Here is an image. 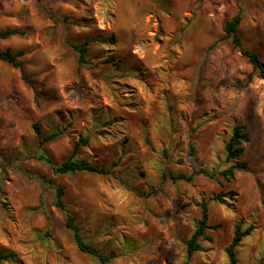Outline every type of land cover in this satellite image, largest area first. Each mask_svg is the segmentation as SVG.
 I'll return each mask as SVG.
<instances>
[{
  "label": "rangeland",
  "instance_id": "1",
  "mask_svg": "<svg viewBox=\"0 0 264 264\" xmlns=\"http://www.w3.org/2000/svg\"><path fill=\"white\" fill-rule=\"evenodd\" d=\"M237 12L264 62V0H0V30L23 31L0 51L23 50L27 77L0 59V264H101L76 247L58 186L106 264H227L237 225L252 227L237 264H264V78L222 38ZM66 40L89 41L86 63ZM34 124L59 134L40 143ZM235 124L247 140L227 160ZM81 137L105 173L38 158L58 164ZM201 202L216 227L188 256Z\"/></svg>",
  "mask_w": 264,
  "mask_h": 264
},
{
  "label": "trees",
  "instance_id": "2",
  "mask_svg": "<svg viewBox=\"0 0 264 264\" xmlns=\"http://www.w3.org/2000/svg\"><path fill=\"white\" fill-rule=\"evenodd\" d=\"M242 20V15L240 12H237L231 18L227 19L224 23V35L222 38H230L231 44L233 48L238 50L240 54L245 57L248 63L252 67V71L255 72L261 78H264V62L260 58L259 54L254 50H251L243 45V41L241 35L239 33V25ZM18 28H5L0 30V39H6L11 35L15 34H22ZM66 43L77 52V63L78 67L87 62V51H88V44L89 41H84L82 43H73L69 40H66ZM23 50L19 49L15 52L10 51L9 49L0 51V59L10 63L14 67L19 69L21 78L26 81V71L23 66L22 61L19 57L23 54ZM33 128L40 138L39 142L44 143L46 141L54 139L58 136L59 131H52L48 134L41 135L40 128L38 125L34 124ZM243 131V125L235 124L232 128L231 135L227 142L225 143V153L226 159H236L238 158L242 152L243 147L241 146L243 141L247 140V136ZM86 146L88 145V137H81L79 138L72 146V152L68 156L67 159L61 161L58 164L52 162V160L45 156V155H38V158L45 161L50 169L59 174H68V173H75V172H91V173H105L106 169L104 166H99L93 163H90L84 159L78 157L79 154V146ZM239 166H230L227 169L222 171V175L225 178H228L233 175L234 168ZM172 178H176L172 175ZM64 189L60 186L56 187L54 190L53 195V203L54 205L59 208L60 210L65 212V226L71 232L72 238L75 242L76 247L83 253L89 254L94 257L99 263L106 264L109 260L108 256L102 252H99L96 248H94L91 244H89L84 237L82 236L81 229L77 224L74 216L69 212L64 200ZM216 200L219 202H223V199L220 194L216 195ZM208 216H207V205L206 202L200 203V218L197 223V227L192 232L191 236L186 241V249L187 255L190 256L195 250L199 249L198 239L201 237L203 239H210L209 236L205 235L206 228H215L216 226H209L208 223ZM251 226L245 228L244 230L240 229V226H236L233 232L232 239L230 243L225 247V253L228 257L227 264H237V257L235 255V248L239 244L242 237L249 234L251 231ZM8 258V255H1L0 260Z\"/></svg>",
  "mask_w": 264,
  "mask_h": 264
}]
</instances>
